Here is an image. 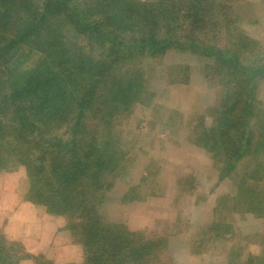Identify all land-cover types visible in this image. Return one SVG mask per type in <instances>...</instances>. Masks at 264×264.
<instances>
[{
    "label": "trees",
    "instance_id": "trees-1",
    "mask_svg": "<svg viewBox=\"0 0 264 264\" xmlns=\"http://www.w3.org/2000/svg\"><path fill=\"white\" fill-rule=\"evenodd\" d=\"M238 1L0 0V168L25 169L27 199L67 219L83 264H164L163 239L123 230L99 211L123 158L116 115L151 102L145 62L170 51L207 60L206 78L226 89L212 125L191 132L220 178L235 180L232 210L264 216V120L255 97L264 57L248 61L258 42L234 25ZM1 252L9 255L3 244ZM233 255L228 264H264V247Z\"/></svg>",
    "mask_w": 264,
    "mask_h": 264
},
{
    "label": "rangeland",
    "instance_id": "rangeland-1",
    "mask_svg": "<svg viewBox=\"0 0 264 264\" xmlns=\"http://www.w3.org/2000/svg\"><path fill=\"white\" fill-rule=\"evenodd\" d=\"M234 11L233 22L236 29L258 42L257 47L250 49L248 55L251 64L257 63L264 57V0H239ZM220 38L227 40L228 36L222 34ZM218 43H221V39ZM206 63L209 62L202 57L178 50L168 52L162 59L145 62L148 88L150 93H153L151 102L135 104L129 108L126 115H116L117 131L114 134L121 138L119 149L123 158L115 172L113 188L105 196L99 212L103 219L122 227L123 230L141 232L154 240L163 239L164 250L161 251V256L164 264H226L232 254L234 258L239 254L246 258L248 255L261 253L264 247V230L253 234L235 232V225L243 219L241 215L248 213L231 210L232 202H228V199L237 197L238 188L235 180L230 178H224L226 182L222 185V192L227 193V196L224 194L218 200L215 220L207 226L193 229L190 245L180 241V235H175L185 227L177 216L178 207L174 202L167 204V201H174L171 197L173 193L168 194L172 191L166 187L163 194H159L165 186L164 183L161 186L156 183L154 175L157 172H150V183L144 188V197L147 198L145 203H132L129 206L124 203L128 195L136 194L135 189H132L135 186L132 185L127 196H123L134 177L137 179V174H131L130 169L133 166L135 169L142 167L148 159H151L152 169L157 167L159 160L165 161L164 155L167 151L159 150L160 141L166 140L168 145H175V141L182 142L192 127L200 122L207 126L212 125V117L219 107V102L226 98V89L222 90L220 80L206 78ZM178 65L186 66L188 70L182 69L173 73V68ZM255 97L258 113L264 120V80L258 85ZM172 132L178 135L172 137ZM64 133L61 129L57 136L67 138ZM254 163H259V160ZM241 171L242 169L239 172ZM259 172L258 174L264 176L262 169H259ZM238 177L240 175L236 173V178ZM261 183L264 185V178ZM29 187V178L22 166L0 168V243L9 253L6 258L5 252L0 253V264H17L24 257L21 256L24 255L22 251L18 250L22 249L20 241L14 239V234L22 230L21 221L9 222V219L13 212L21 209L22 202L28 200ZM138 194L143 195L142 190ZM164 213L167 219L164 218ZM62 222L63 226L69 224L66 218L62 219ZM51 229L54 231V226ZM70 232L74 239L72 231ZM81 247L74 261H67V255L61 252L63 261H66V264H83L85 257ZM187 247H190L191 253L184 250ZM45 256L54 262L56 253L48 251ZM149 262L154 264L153 259ZM239 262L243 260L239 259Z\"/></svg>",
    "mask_w": 264,
    "mask_h": 264
},
{
    "label": "crops",
    "instance_id": "crops-1",
    "mask_svg": "<svg viewBox=\"0 0 264 264\" xmlns=\"http://www.w3.org/2000/svg\"><path fill=\"white\" fill-rule=\"evenodd\" d=\"M176 135L178 133H171L172 137H176ZM165 141H160L159 148L160 151H167L164 155L165 161L160 162L159 160L157 167L152 169L151 159H148V162L143 163L142 167L135 169L133 166L130 169L131 174H137V179L134 177V181L129 184L123 196H127L132 185L135 186L132 189H135L136 194L128 195V198L123 199L128 206L132 203H145L147 198L144 197V188L150 183V172H157L154 175L156 176V183L160 186L164 183L165 186L159 191L162 192L159 194H163L166 187L167 190L169 188L172 191L168 194L173 193L171 197L174 201H167V204L174 202V205L178 207L177 216L181 218L182 224L186 228L178 230L175 235H180V241L190 245L192 230L196 227L207 226L215 220L218 200L224 194L227 196V193L222 192V185L226 181L224 178H220L219 170L210 153L195 143L191 130L182 142L174 140L175 145H168ZM140 190H142L143 195L138 194ZM20 210L13 212L9 219V222L21 221L22 230L14 234V239L20 241L22 250L28 254L20 259L17 264H35L34 257L46 255L48 251L56 253V258L53 257L56 264H66V261L62 259L64 257H61L63 255L61 252L67 255V261L76 259L81 246L73 240L67 227L63 226V218L60 215L48 213L44 208L29 200L22 202ZM241 216L243 219L235 225V232L238 234L260 233L264 230L263 217L252 214ZM164 218L167 219L166 213H164ZM52 226H54V231L51 229ZM184 250L191 253L190 247ZM192 253L194 252L192 251Z\"/></svg>",
    "mask_w": 264,
    "mask_h": 264
}]
</instances>
